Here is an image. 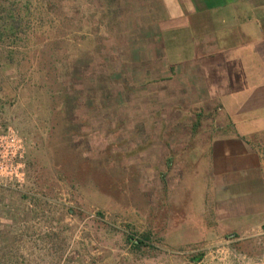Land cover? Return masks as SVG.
<instances>
[{
    "label": "rangeland",
    "instance_id": "rangeland-1",
    "mask_svg": "<svg viewBox=\"0 0 264 264\" xmlns=\"http://www.w3.org/2000/svg\"><path fill=\"white\" fill-rule=\"evenodd\" d=\"M141 10L0 0V264L264 263V229L197 213L218 119L174 102Z\"/></svg>",
    "mask_w": 264,
    "mask_h": 264
},
{
    "label": "crops",
    "instance_id": "crops-1",
    "mask_svg": "<svg viewBox=\"0 0 264 264\" xmlns=\"http://www.w3.org/2000/svg\"><path fill=\"white\" fill-rule=\"evenodd\" d=\"M141 6L150 59L165 72L161 79L173 82L174 102L201 105L218 119L198 180L197 213L211 221L213 234H263L264 0Z\"/></svg>",
    "mask_w": 264,
    "mask_h": 264
},
{
    "label": "built area",
    "instance_id": "built-area-1",
    "mask_svg": "<svg viewBox=\"0 0 264 264\" xmlns=\"http://www.w3.org/2000/svg\"><path fill=\"white\" fill-rule=\"evenodd\" d=\"M224 249L225 248L222 247L221 252H223L222 250H224ZM231 252L228 253V255L230 256L229 259H230V261H232V264H244V262H245V256L244 255L235 254V252H232V253ZM196 264H200V261H197ZM261 264H264V263L262 262Z\"/></svg>",
    "mask_w": 264,
    "mask_h": 264
},
{
    "label": "trees",
    "instance_id": "trees-1",
    "mask_svg": "<svg viewBox=\"0 0 264 264\" xmlns=\"http://www.w3.org/2000/svg\"><path fill=\"white\" fill-rule=\"evenodd\" d=\"M135 242H136V241H135ZM138 242H140V243H141V241H138ZM198 258H199V257H194V258H193V260H196V259H198Z\"/></svg>",
    "mask_w": 264,
    "mask_h": 264
}]
</instances>
